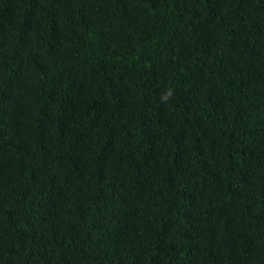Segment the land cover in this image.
Listing matches in <instances>:
<instances>
[{
    "label": "trees",
    "instance_id": "16d2710c",
    "mask_svg": "<svg viewBox=\"0 0 264 264\" xmlns=\"http://www.w3.org/2000/svg\"><path fill=\"white\" fill-rule=\"evenodd\" d=\"M0 264H264V0H0Z\"/></svg>",
    "mask_w": 264,
    "mask_h": 264
}]
</instances>
